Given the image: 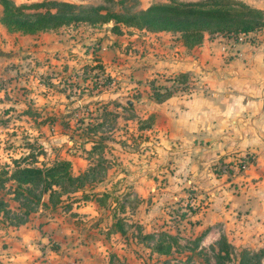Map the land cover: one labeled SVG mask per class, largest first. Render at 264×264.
<instances>
[{
	"label": "rangeland",
	"instance_id": "rangeland-1",
	"mask_svg": "<svg viewBox=\"0 0 264 264\" xmlns=\"http://www.w3.org/2000/svg\"><path fill=\"white\" fill-rule=\"evenodd\" d=\"M66 1L135 11L148 2L166 0ZM0 25V171L12 168V158L20 164L47 165L63 153L82 157L69 160L72 173L86 170L83 185L61 193L60 201L55 196L49 199L38 186L17 187L15 181L4 179L0 199L8 211L0 210V252L16 250L17 245L8 244L6 238L13 234V225L22 224L33 232L23 236L32 264H235L242 246L233 245L229 259L216 261L215 242L202 245L200 229L182 220L186 210L198 209L203 199L190 203L195 197L190 189L173 202L172 154L155 148L158 137L144 130L151 127L153 112L144 118L136 112L142 96L149 93L155 99L151 84L160 91L161 86L172 93L175 87L183 90L179 84L185 82L172 72L148 78L139 71L146 42L161 46L150 57L164 56L173 48V40L182 41L180 34L123 25L121 33H114L109 29L111 21H78L34 33L7 31ZM261 27L243 38L257 39ZM139 164L149 175L155 174L156 200L150 197L155 194L141 197L133 190V174L128 171L132 166L137 170ZM15 189L21 191L18 196ZM115 220L124 233L115 229ZM35 230L44 236H37ZM141 232L153 237L142 238ZM160 237L169 247L164 253L153 249ZM259 248L264 249V244ZM262 260L264 254L260 264Z\"/></svg>",
	"mask_w": 264,
	"mask_h": 264
},
{
	"label": "crops",
	"instance_id": "crops-1",
	"mask_svg": "<svg viewBox=\"0 0 264 264\" xmlns=\"http://www.w3.org/2000/svg\"><path fill=\"white\" fill-rule=\"evenodd\" d=\"M242 1L264 11V0ZM257 37L251 40L204 34L190 47L173 40V48L166 55L151 57V51L161 50V46L158 42L144 44L147 50L143 69L139 70L143 75L156 77L162 71L187 75L185 90H173L162 101L148 93L140 98V111L136 112L139 118L153 112L151 127L144 130L158 137L155 148L172 154L169 181L173 178V202L178 195L185 197L190 189L195 195L190 203L203 199L198 209L181 208L187 211L182 220L200 229L202 245L212 243L220 234L234 246L251 250L264 244V24ZM239 156L247 158L242 169L228 173L217 169L222 161L231 162ZM73 157L82 159L77 153L60 156L68 160ZM137 167L128 171L129 176L133 174V190L141 197L155 194L150 197L156 200L154 172L149 175L140 164ZM167 188L172 195L171 186ZM148 207L153 211V205ZM78 209L85 211L83 207ZM12 227L13 234L6 239L17 248L8 253L1 250L0 261L32 264L23 247V236L33 232H27L22 224ZM35 232L44 236L42 231Z\"/></svg>",
	"mask_w": 264,
	"mask_h": 264
},
{
	"label": "trees",
	"instance_id": "trees-1",
	"mask_svg": "<svg viewBox=\"0 0 264 264\" xmlns=\"http://www.w3.org/2000/svg\"><path fill=\"white\" fill-rule=\"evenodd\" d=\"M103 2L113 4L120 3L122 0H103ZM40 7H44V10H38ZM32 8L33 10H29ZM78 21L89 24L111 21L109 29L114 33H121V25L149 31L178 32L182 43L190 47L199 43L207 33L208 35L221 33L230 36L238 32L256 30L264 24V11L242 0L155 1L135 11L109 9L106 4L84 6L66 0H40L29 3L0 0V23L7 31L34 33ZM176 75L179 81L186 83V73L179 72ZM185 83L184 85H187ZM182 87L186 89L185 86ZM150 88L151 94L157 101L164 100L172 93L166 86H161L163 91L152 84ZM149 118H152V114H149ZM144 125L149 126L150 122H145ZM11 162L10 170L3 168L0 171L3 174L0 177V183L4 179H10L15 181L17 187L21 185L38 186L39 192H47L49 199L55 196V201H60V194L63 192L78 190L83 185L86 176V170L72 174L70 161L66 158H56L47 165L20 164L18 158H12ZM18 193L21 191L15 189V196H18ZM36 199H39V195H36ZM96 200L101 201L100 198ZM0 210L3 213L8 211L2 199H0ZM114 223L115 229L119 233H124L121 222L115 220ZM140 236L150 238L153 234L141 232ZM214 242L216 261L223 258L229 259L233 244L227 241L223 234H220ZM153 249L164 253L169 247L160 237L153 243ZM263 252V248L250 250L241 247L235 264H260Z\"/></svg>",
	"mask_w": 264,
	"mask_h": 264
},
{
	"label": "built area",
	"instance_id": "built-area-1",
	"mask_svg": "<svg viewBox=\"0 0 264 264\" xmlns=\"http://www.w3.org/2000/svg\"><path fill=\"white\" fill-rule=\"evenodd\" d=\"M248 32H238L236 33V37L239 39H243V37H247ZM186 84V83H185ZM179 86H185L184 84H179ZM187 86V85H186ZM185 90V89H183ZM247 161L246 156H239L238 158L234 159L231 162L228 161H222L219 166L218 170L222 173H228L229 171H235V170H240L244 167L245 163Z\"/></svg>",
	"mask_w": 264,
	"mask_h": 264
}]
</instances>
